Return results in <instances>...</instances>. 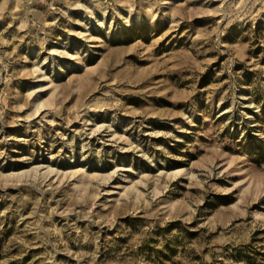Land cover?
Segmentation results:
<instances>
[{
	"label": "rangeland",
	"instance_id": "1",
	"mask_svg": "<svg viewBox=\"0 0 264 264\" xmlns=\"http://www.w3.org/2000/svg\"><path fill=\"white\" fill-rule=\"evenodd\" d=\"M0 264H264V0H0Z\"/></svg>",
	"mask_w": 264,
	"mask_h": 264
}]
</instances>
